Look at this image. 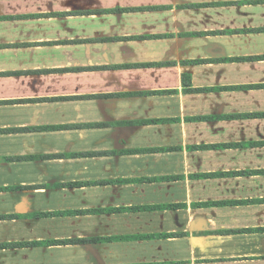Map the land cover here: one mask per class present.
Masks as SVG:
<instances>
[{"label": "crops", "instance_id": "obj_1", "mask_svg": "<svg viewBox=\"0 0 264 264\" xmlns=\"http://www.w3.org/2000/svg\"><path fill=\"white\" fill-rule=\"evenodd\" d=\"M0 264H264V0H0Z\"/></svg>", "mask_w": 264, "mask_h": 264}]
</instances>
